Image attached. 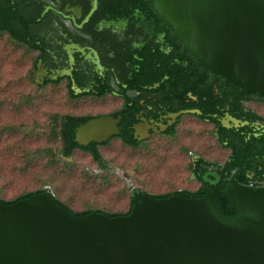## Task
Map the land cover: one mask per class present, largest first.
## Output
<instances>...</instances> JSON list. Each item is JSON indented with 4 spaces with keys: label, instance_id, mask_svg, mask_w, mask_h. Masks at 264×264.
Wrapping results in <instances>:
<instances>
[{
    "label": "water",
    "instance_id": "95a60500",
    "mask_svg": "<svg viewBox=\"0 0 264 264\" xmlns=\"http://www.w3.org/2000/svg\"><path fill=\"white\" fill-rule=\"evenodd\" d=\"M151 3L208 71L264 96V0ZM115 123L91 119L77 127L75 141L84 145V134ZM203 193H140L127 215L114 217L75 216L47 188L12 204L0 200V264H264V187L228 178L222 194L232 215L213 192Z\"/></svg>",
    "mask_w": 264,
    "mask_h": 264
},
{
    "label": "flooded vegetation",
    "instance_id": "af4514ba",
    "mask_svg": "<svg viewBox=\"0 0 264 264\" xmlns=\"http://www.w3.org/2000/svg\"><path fill=\"white\" fill-rule=\"evenodd\" d=\"M0 39L12 40L34 53L33 81L37 87L64 82L70 99L104 101L102 107L107 110L103 112L68 114L86 118L75 132L91 119L116 120L113 127L103 126L84 134L80 139L84 145L75 141L74 132L77 147L73 151L89 154L100 170H114L115 166L102 160L99 146L117 139L137 149L153 136H174L185 115L210 125L216 142L229 150L223 162L192 154L189 177L197 184L193 190L179 188L154 194L128 180L129 207L124 212L109 213L128 212L140 193L166 198L157 195L185 192L199 198L208 189L215 195L226 174L224 163L231 154L219 129L247 127L248 136L264 134V116L258 111L264 108V97L251 93L250 99L240 98L241 113H252V121L234 116L230 88L213 73H206L207 79L202 81L201 65L161 20L151 0H0ZM203 108L210 111L204 112ZM231 118L239 120L238 125ZM92 147L99 158L93 156ZM119 170L115 168L116 173ZM231 177L235 178H225V186ZM239 183L264 187V180L257 179L252 170L246 182ZM224 188L219 189L221 194Z\"/></svg>",
    "mask_w": 264,
    "mask_h": 264
},
{
    "label": "rangeland",
    "instance_id": "374dc122",
    "mask_svg": "<svg viewBox=\"0 0 264 264\" xmlns=\"http://www.w3.org/2000/svg\"><path fill=\"white\" fill-rule=\"evenodd\" d=\"M34 53L12 40L0 39V198L50 188L74 211L100 209L124 212L130 203L124 171L135 186L160 194L179 188L193 190V153L223 162L229 150L216 142L211 126L185 115L174 136H153L137 149L114 139L98 150L114 170H100L98 162L74 150L71 160L58 153L60 142L48 137L53 114L86 115L103 112L104 101L70 99L64 82L37 87L33 81ZM110 102L113 103L111 100ZM258 111L264 116V108ZM53 151L54 156L46 154ZM61 157V158H60Z\"/></svg>",
    "mask_w": 264,
    "mask_h": 264
},
{
    "label": "trees",
    "instance_id": "16d2710c",
    "mask_svg": "<svg viewBox=\"0 0 264 264\" xmlns=\"http://www.w3.org/2000/svg\"><path fill=\"white\" fill-rule=\"evenodd\" d=\"M19 41V40H18ZM20 41H28L21 39ZM194 59L201 65L203 73H202V81L207 79L206 73L211 74L210 71H208L195 57ZM213 76H216L221 81H223L224 84H226L230 90H229V96L232 99V114L236 117H240L243 119H247L249 121H252L255 116L252 113H249L247 115H243L241 113L242 108L239 106V100L240 98H246L250 99L252 98V94L249 92H246L243 88L230 84L229 82L225 81L221 76L211 74ZM208 95V93H205L203 91V95ZM256 95H260L258 93H255ZM264 97L263 95H260ZM219 99V97H218ZM204 112H209L210 108H203ZM86 118H75L68 114H53L48 117V125H49V133L48 137L51 139H58L60 142V148L58 150V153L62 155L63 157L71 156V153L75 147H77V143L74 141V132L77 125H79L80 122L85 121ZM249 130V128H231V129H225L220 128L219 129V135L222 141L227 142V146L231 150V154L229 156V159L225 161L223 166V173H226L223 175V178L221 180V183L218 186V189L216 190L215 196L217 198L218 204L222 210V213L224 215H232L235 213V211H231L229 208H227V198L221 194L219 191L220 188L225 187V178L228 176H234L239 182L245 183L246 182V175L247 173L252 170L256 174V178L260 180H264V134L260 135L258 137H254L252 134L248 136V133L246 131ZM91 152L93 156L97 159L99 158L98 151L96 148L92 147ZM46 154L50 155L51 157L54 156L53 151L50 149L46 150ZM61 158V157H60ZM232 169H236L235 173H231ZM50 190V188H47ZM43 190L42 188L22 193L12 199L4 200L0 198V200L4 204H12L16 202L17 200L21 198L28 197L36 192H40ZM52 193V191L50 190ZM55 202L59 204L60 206L66 207L73 215L75 216H83L85 214H88L90 212L96 211V212H105L100 209H86L82 211H74L70 207H68L66 204L61 202L53 193H52ZM169 194H161L157 195V197H168ZM188 197H192V194L187 193ZM131 211V208L126 213H109L105 212L108 216L114 217L118 215H127Z\"/></svg>",
    "mask_w": 264,
    "mask_h": 264
},
{
    "label": "bare ground",
    "instance_id": "6f19581e",
    "mask_svg": "<svg viewBox=\"0 0 264 264\" xmlns=\"http://www.w3.org/2000/svg\"><path fill=\"white\" fill-rule=\"evenodd\" d=\"M118 172H120L121 174H124V173H122L121 171H118Z\"/></svg>",
    "mask_w": 264,
    "mask_h": 264
}]
</instances>
